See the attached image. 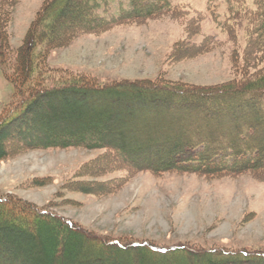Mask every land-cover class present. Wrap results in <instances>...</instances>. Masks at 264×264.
I'll return each mask as SVG.
<instances>
[{"label": "rangeland", "instance_id": "1", "mask_svg": "<svg viewBox=\"0 0 264 264\" xmlns=\"http://www.w3.org/2000/svg\"><path fill=\"white\" fill-rule=\"evenodd\" d=\"M45 1L18 0L14 6L8 28L12 52L28 41ZM106 1L96 15L116 18L130 7V0ZM165 1L171 8L153 18L124 20L96 34L75 35L61 48L44 50L38 45L34 51L44 53L41 77L45 85L86 80L118 93L131 84L138 89L153 85L172 89V93H181V89L197 93L232 81L237 87L243 77L251 79L264 71V59L251 42L255 27L262 28L259 24L264 19L249 25L247 12L255 9L252 0H246L245 7L229 0ZM83 2L72 0L68 11L72 20ZM246 56L250 58L245 63ZM18 93L0 66V129L23 110V97ZM80 104L73 99L64 104L44 100L37 117L50 119L60 114L67 119L72 114L80 118L84 112L77 108ZM190 107L142 110L139 123H128L126 129L138 126L142 137L160 133L164 139L175 136L191 142L204 137H198L202 135L199 129L222 134L214 128H221L224 117L216 123L196 105ZM108 110L101 112L102 118ZM147 118L151 125L146 128ZM23 132L21 137L7 135L0 140V199L20 201L38 214L72 223L74 229L103 239L105 244L167 251L172 254L168 264H181L191 251L220 254L232 264L264 256V174L136 170L109 149L39 145L41 141ZM218 139L229 140L227 136ZM26 252L34 255L31 250ZM72 255L70 249H59L54 256L40 254L47 260L39 264H56L60 257L66 260L58 264H67ZM99 257L102 264H109L108 259L113 264H132L125 255L110 250ZM86 258L89 264L97 263L94 253ZM135 258V264H150L149 257ZM79 261L75 264H82Z\"/></svg>", "mask_w": 264, "mask_h": 264}, {"label": "trees", "instance_id": "2", "mask_svg": "<svg viewBox=\"0 0 264 264\" xmlns=\"http://www.w3.org/2000/svg\"><path fill=\"white\" fill-rule=\"evenodd\" d=\"M83 1V5L75 13L77 16L72 20V15L68 13L72 0H46L30 29L28 41L14 53L9 45L8 28L18 0H0V66L7 71L8 79L23 97V110L10 121L1 124L0 140L7 135L21 137L24 131L30 139L41 141L39 145L109 149L120 153L134 169L156 173L177 171L200 174H264V71L258 77H243V83H237L240 84L239 87H234L232 81L225 86L204 88L197 93L182 89L178 90L181 93H172V89H158L153 85L138 89L133 84L124 88L126 91L118 93L112 88L96 87L86 80H69L52 87L45 85L44 77H41L44 53L34 51L38 45L42 44L44 50L61 48L75 35L96 34L124 20L153 18L171 8L165 0H130L129 9H122L116 18L108 19L96 15L99 9L107 5L106 0ZM229 1L242 6L246 2ZM252 1L255 9L247 12L251 27L254 26L252 22L264 19V0ZM259 25L262 28L255 27L251 42L263 60L264 23ZM255 35L257 37L253 39ZM248 58L250 57L246 56L245 63ZM72 99L83 103L77 108L87 114L83 112L80 118L71 114L67 119L60 114H52V119L37 117L36 112L44 100L64 104L72 102ZM102 103L113 110L106 109ZM192 105H196L208 119L215 120L216 123L219 118L224 117L221 128L216 126L214 129L222 133L218 136H227L229 140L220 141L217 134L203 129L198 130L202 133L198 137H204L196 142L181 138L176 140L175 136L164 139V135L160 133L142 137L136 130L138 126L126 129L128 123L133 126L134 123H139L138 117L142 110H185ZM103 110L109 112L104 118L101 113ZM125 110L126 113L128 111L126 115L123 114ZM150 123L151 119L147 118L146 128ZM229 124L230 129L226 128ZM72 226V223H64L60 218L38 214L20 201L0 199V264H39L46 259L40 254L54 256L59 249L73 251L67 264H75L78 260L82 264H89L86 254L90 252L96 255V264H102L99 256L104 250L125 255L132 264H135V257L142 255L152 259L150 264H168L172 260V254L167 251L145 248L144 245L126 248L118 246L117 242L105 244L103 239L78 231ZM44 234L50 238L44 237ZM26 250H31L34 255L31 256ZM189 255V259L181 264H232L228 262L229 257H222L220 254L199 255L191 251ZM59 260L66 259L60 257L57 261ZM247 260L244 264H264L262 255ZM107 263L113 264L109 259Z\"/></svg>", "mask_w": 264, "mask_h": 264}]
</instances>
